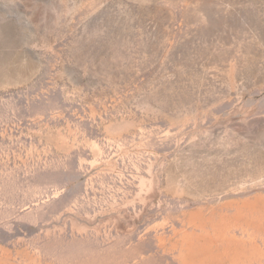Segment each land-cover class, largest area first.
Here are the masks:
<instances>
[{"label": "rangeland", "instance_id": "1", "mask_svg": "<svg viewBox=\"0 0 264 264\" xmlns=\"http://www.w3.org/2000/svg\"><path fill=\"white\" fill-rule=\"evenodd\" d=\"M0 264H264V0H0Z\"/></svg>", "mask_w": 264, "mask_h": 264}]
</instances>
